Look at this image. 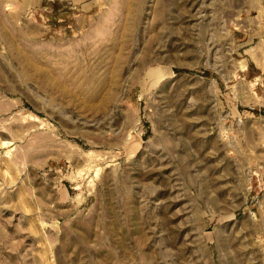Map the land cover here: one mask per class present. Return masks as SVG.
<instances>
[{"label":"rangeland","instance_id":"obj_1","mask_svg":"<svg viewBox=\"0 0 264 264\" xmlns=\"http://www.w3.org/2000/svg\"><path fill=\"white\" fill-rule=\"evenodd\" d=\"M0 264H264V0H0Z\"/></svg>","mask_w":264,"mask_h":264}]
</instances>
